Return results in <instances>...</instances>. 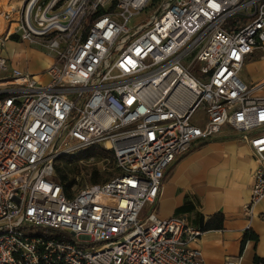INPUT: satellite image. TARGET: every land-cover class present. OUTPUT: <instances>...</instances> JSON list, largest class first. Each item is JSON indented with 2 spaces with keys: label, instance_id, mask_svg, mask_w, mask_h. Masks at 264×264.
<instances>
[{
  "label": "built area",
  "instance_id": "obj_1",
  "mask_svg": "<svg viewBox=\"0 0 264 264\" xmlns=\"http://www.w3.org/2000/svg\"><path fill=\"white\" fill-rule=\"evenodd\" d=\"M152 1L0 0V44L52 59L0 78V264H207L204 232L158 203L172 165L225 127L264 163V83L240 78L264 60V0H162L148 28L130 27ZM97 146L117 173L69 194L58 161ZM263 199L259 167L246 232Z\"/></svg>",
  "mask_w": 264,
  "mask_h": 264
},
{
  "label": "crops",
  "instance_id": "obj_2",
  "mask_svg": "<svg viewBox=\"0 0 264 264\" xmlns=\"http://www.w3.org/2000/svg\"><path fill=\"white\" fill-rule=\"evenodd\" d=\"M28 50H24V58L30 56ZM51 63L47 55V65ZM253 64L255 77L243 81L257 86L264 83V68L255 57ZM195 122L206 123L203 111ZM259 167L264 168V163H258L250 145L230 127H225L217 138L196 143L189 154L167 171L157 215L162 219L180 217L201 228L202 220L207 222L222 213L224 228L204 232L195 245L202 251L205 262L227 264L241 259L240 264H258L264 260V199L253 206L251 232L255 238L246 243L249 217L243 208L251 203L252 175Z\"/></svg>",
  "mask_w": 264,
  "mask_h": 264
},
{
  "label": "rangeland",
  "instance_id": "obj_3",
  "mask_svg": "<svg viewBox=\"0 0 264 264\" xmlns=\"http://www.w3.org/2000/svg\"><path fill=\"white\" fill-rule=\"evenodd\" d=\"M6 2L7 1H3L2 3ZM161 5L162 0H153L145 13L132 19L129 26L137 27L139 30L148 28L155 17V11ZM2 32L3 29L0 31V37ZM26 48L29 49L28 52L30 53L29 57L28 55L26 56L28 58H24V50ZM46 54L47 53H45L43 50L19 42V40H16L15 42H7L6 45L0 44V57L7 59L9 64V71L7 73H0V78L11 75L14 67L27 73L43 75L48 67ZM118 54L119 52L115 55ZM254 57L264 68V60L260 59V54L257 53ZM255 68L256 67L253 64L252 58L243 67L240 73V78L242 80H253L257 73ZM57 168L60 169L62 176L68 178V181L76 180V185L74 186L76 192L88 186L94 185L93 176L95 173H98L99 175V184L105 183L112 179L117 173L115 162L112 161L110 157H89V153L87 151L74 156L62 158L58 161Z\"/></svg>",
  "mask_w": 264,
  "mask_h": 264
},
{
  "label": "trees",
  "instance_id": "obj_4",
  "mask_svg": "<svg viewBox=\"0 0 264 264\" xmlns=\"http://www.w3.org/2000/svg\"><path fill=\"white\" fill-rule=\"evenodd\" d=\"M88 153H89V157H96V156L101 157V158H109L110 157L112 159V161L115 162L114 157L112 155H111L112 156L111 157L109 152L105 151L104 149H102L98 146L93 148L92 150H90ZM57 174H58V177L60 178L62 184L65 186L66 190L69 192V194H71V189L74 188V186L76 185V180L68 181L67 177L61 175V171L59 168H57ZM99 183H100L99 175H98V173H95V175L93 176V184L98 185ZM224 222H225V216L222 213H219V214L214 215L207 222H204V220H202L201 226H200L201 228H199V227H197V228H199L203 232H208V231H213V230H222L224 228ZM254 238L255 237L253 236L251 231L246 232L244 243H246L247 240H251Z\"/></svg>",
  "mask_w": 264,
  "mask_h": 264
},
{
  "label": "bare ground",
  "instance_id": "obj_5",
  "mask_svg": "<svg viewBox=\"0 0 264 264\" xmlns=\"http://www.w3.org/2000/svg\"><path fill=\"white\" fill-rule=\"evenodd\" d=\"M0 31H1V21H0Z\"/></svg>",
  "mask_w": 264,
  "mask_h": 264
}]
</instances>
